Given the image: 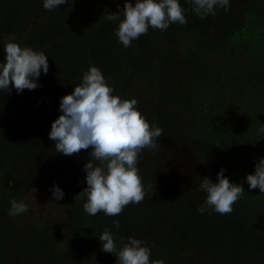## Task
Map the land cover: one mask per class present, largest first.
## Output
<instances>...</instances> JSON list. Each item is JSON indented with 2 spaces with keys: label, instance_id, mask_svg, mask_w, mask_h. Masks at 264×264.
<instances>
[{
  "label": "trees",
  "instance_id": "1",
  "mask_svg": "<svg viewBox=\"0 0 264 264\" xmlns=\"http://www.w3.org/2000/svg\"><path fill=\"white\" fill-rule=\"evenodd\" d=\"M178 2L186 25L150 27L126 48L115 35L120 21L104 18L123 6L108 0H68L51 11L43 0H0V63L12 36L45 53L49 65L38 88L0 90V264H117L102 251L105 229L118 249L122 240L138 239L164 264H264V194L246 183L264 158V0H229L227 10L216 7L204 19L189 0ZM90 66L112 95L135 99L149 124L163 130L159 147L145 149L137 165L144 200L114 217L89 216L86 198L74 200L87 187L84 165H98L90 150L64 156L49 139L61 98ZM171 152L196 161L198 187L204 177L217 183L222 168L242 185L233 211L198 212L206 195L177 182ZM53 185L63 199L53 198ZM25 190H39L53 208L50 216L39 211L38 225L26 213L9 215L11 200L27 205Z\"/></svg>",
  "mask_w": 264,
  "mask_h": 264
},
{
  "label": "clouds",
  "instance_id": "2",
  "mask_svg": "<svg viewBox=\"0 0 264 264\" xmlns=\"http://www.w3.org/2000/svg\"><path fill=\"white\" fill-rule=\"evenodd\" d=\"M192 11L201 19L215 15L216 7L225 10L230 7L229 0H189ZM68 0H43L46 10H53ZM184 9L178 0H125L123 9L114 14H106L108 21L120 23L115 35L118 41L129 47L133 40L147 34L149 28L166 30L170 24L186 25ZM121 14L123 19H121ZM14 37L5 40L4 62L0 63V90L10 93L11 88L19 94L25 89L31 91L39 87L36 82L41 72L47 74L48 57L43 52L30 47H21L11 42ZM113 88L107 82L99 68L90 66L83 73L81 83L74 87L71 94L60 100L62 113L51 124L49 139L55 142V151L64 156L79 155L81 150H90L91 160L84 165L87 187L75 199H84L83 210L89 216L100 212L109 217L118 216L129 204L141 203L146 195L139 175L140 156L145 149L159 147L158 138L163 130L149 122L136 109L135 99L122 100L112 95ZM264 133V128L260 129ZM222 168L217 173V183L204 177L199 189L206 195L204 205L197 210L201 214L214 211L220 215L230 214L233 205L243 194L242 185L234 184L224 176ZM249 189H259L264 194V158L255 164L254 174L246 176ZM11 184V181L9 182ZM55 200L63 199V191L56 185L51 189ZM9 215L17 216L28 212V206L16 200L10 201ZM113 225L119 229L118 220ZM99 239L102 251L112 253L117 264H164L163 260H151V250L141 246L143 241L128 238L122 247L117 248L113 234L105 229Z\"/></svg>",
  "mask_w": 264,
  "mask_h": 264
},
{
  "label": "rangeland",
  "instance_id": "3",
  "mask_svg": "<svg viewBox=\"0 0 264 264\" xmlns=\"http://www.w3.org/2000/svg\"><path fill=\"white\" fill-rule=\"evenodd\" d=\"M185 156H182V158L188 159ZM180 172H182V171H179V174H177V178L180 177V174H181ZM183 172H182V174H183ZM187 172L189 174L188 176H189L190 180L191 181L195 180V182H197V176L201 175V171H200L199 167L197 166V164H195L191 168H189ZM23 194H24V197L27 201V206L29 209L28 212H26V216H28L32 220L33 223H36L37 225L39 224V211L45 212L49 216L52 214L53 208L50 207L49 205L45 204L43 201H41V197L39 195V190H29V191L25 190ZM12 221L15 223V225L17 227H21L22 224H24L21 219H19V220L12 219Z\"/></svg>",
  "mask_w": 264,
  "mask_h": 264
},
{
  "label": "water",
  "instance_id": "4",
  "mask_svg": "<svg viewBox=\"0 0 264 264\" xmlns=\"http://www.w3.org/2000/svg\"><path fill=\"white\" fill-rule=\"evenodd\" d=\"M184 152H171L169 156V160L171 166L173 168H177L179 171H184L183 174L180 175L179 178L175 176V179L180 185H187L188 187H191L199 192H203V190L199 189L197 183L195 181H191L188 174V169L191 168L193 165L196 164V161L192 158H189ZM182 156H185L188 159H183ZM180 172V173H182Z\"/></svg>",
  "mask_w": 264,
  "mask_h": 264
},
{
  "label": "flooded vegetation",
  "instance_id": "5",
  "mask_svg": "<svg viewBox=\"0 0 264 264\" xmlns=\"http://www.w3.org/2000/svg\"><path fill=\"white\" fill-rule=\"evenodd\" d=\"M109 3H111L110 5L113 8H117V7H121L124 6L125 0H108ZM111 1V2H110ZM131 2L133 3V6L135 5V0H131Z\"/></svg>",
  "mask_w": 264,
  "mask_h": 264
}]
</instances>
